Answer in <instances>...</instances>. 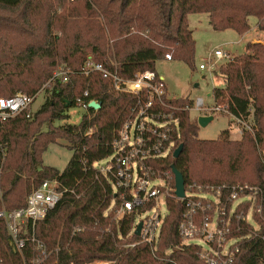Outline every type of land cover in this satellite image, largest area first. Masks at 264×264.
<instances>
[{"label": "trees", "instance_id": "1", "mask_svg": "<svg viewBox=\"0 0 264 264\" xmlns=\"http://www.w3.org/2000/svg\"><path fill=\"white\" fill-rule=\"evenodd\" d=\"M202 14L209 16L215 31L242 36L255 18L264 32V0H0V98L20 91L33 97L43 87L51 92L33 118L24 112L0 120V210L3 205L8 210L25 207L32 191L46 181L56 180L63 193L56 209L37 224V237L51 253L43 264H206L200 248L180 238L184 205L169 201L171 212L155 250L131 235L134 216L116 218L112 185L95 164L113 154L117 133L137 101L115 92L101 73L87 77L83 72L91 59L123 79H133L140 72H155L167 55L194 69L196 42L188 18ZM61 68L70 72L67 83L52 80ZM219 72L225 87L214 89L216 105L251 125L252 131L240 140H231L228 130L217 140H200L197 123L182 111L191 101L174 99L171 104L181 111L176 114V149L184 148L179 158L171 155L162 165L174 166L194 190L240 183L264 193V42H249L246 53ZM85 92V100L97 101L101 108L89 109L78 126L55 127ZM92 127L97 132L85 136ZM59 140L74 151L63 172L43 165L44 153ZM257 222L258 231L243 224L234 234L249 236L239 243L234 264H264V194L263 218ZM0 253L12 255L2 221Z\"/></svg>", "mask_w": 264, "mask_h": 264}, {"label": "built area", "instance_id": "2", "mask_svg": "<svg viewBox=\"0 0 264 264\" xmlns=\"http://www.w3.org/2000/svg\"><path fill=\"white\" fill-rule=\"evenodd\" d=\"M167 61H173L171 55ZM231 61L228 52L216 49L202 60L199 69L212 75L217 63ZM88 77L99 72L109 79L112 88L119 94L131 95L137 104L128 119L117 133L113 144V154L95 164L96 171L112 185L114 199L111 207L116 208L119 221L134 216L135 222L131 235H136L142 224L140 236L154 250L162 233L166 218L170 215L169 201L184 205L178 231L185 245H197L200 258L206 264H234L239 253V243L249 236L236 237L246 224L259 230L258 218H263V191L248 184L234 186H209L206 188L185 185V196H177L176 178L173 170L165 169L162 163L174 156L180 132V121L167 93L164 77L154 71L140 72L133 79H123L108 71L103 65L89 59L84 67ZM70 72L61 68L54 73L53 81L67 83ZM83 97L76 105L88 112L89 104ZM38 95L29 96L17 93L11 98H0V120L7 121L26 112L33 118L32 105ZM216 104V103H215ZM196 108L199 112L227 113L225 108L215 105L206 108L203 98L183 108L188 113ZM96 111V110H95ZM243 132L252 131V126L235 120ZM97 132L92 127L85 133L91 136ZM240 131V133H243ZM264 161V149L260 152ZM59 183L43 182L28 196L26 206L19 209L0 210V221L6 228L8 247L11 256L0 253V264H43L50 252L37 237V224L47 219L63 199L58 190ZM250 232V236L253 235ZM137 236V235H136ZM89 264H117L115 261H96Z\"/></svg>", "mask_w": 264, "mask_h": 264}, {"label": "rangeland", "instance_id": "3", "mask_svg": "<svg viewBox=\"0 0 264 264\" xmlns=\"http://www.w3.org/2000/svg\"><path fill=\"white\" fill-rule=\"evenodd\" d=\"M188 21L190 29L193 32V38L196 42L195 68L191 69L181 61L163 60L157 63L155 72L159 76L164 77L167 93L171 99H189L191 103H194L198 98H203L205 107L213 108L216 105L213 97L214 89L225 87L224 78L220 74L219 69L228 61L223 60L218 62L217 69L210 75L199 69L202 60L216 49H221L224 52L230 53L232 59L245 54L246 45L252 41L255 35L254 30L258 22L255 18H251L249 22L251 35L242 38L238 33L232 30L215 31L210 25L209 16L206 14L190 15ZM256 32H259L258 29ZM18 93L27 94L24 91ZM36 95H38V97L32 105L34 116L46 101L51 98V92L46 91L43 87ZM86 114L87 112L81 107H72L66 112L67 118L65 120H56L54 126H78ZM207 114V111L199 112L196 108L189 112L191 120L198 125V138L200 140H217L227 130L230 131L231 140L242 139L244 135L243 130L239 125L235 124L236 121L232 117L227 116L226 113H213L209 116H213L214 120L205 127L200 126L198 118L207 116ZM43 131H48V128L44 127ZM240 131L243 133H240ZM69 146L70 144L64 140H59L56 144H51L43 155V165L63 172L74 154V151ZM3 208L6 207L3 205L2 209ZM115 215H117V213H115Z\"/></svg>", "mask_w": 264, "mask_h": 264}, {"label": "water", "instance_id": "4", "mask_svg": "<svg viewBox=\"0 0 264 264\" xmlns=\"http://www.w3.org/2000/svg\"><path fill=\"white\" fill-rule=\"evenodd\" d=\"M90 108L93 110L98 111L101 108V103L97 101H92L89 104ZM214 120L213 116H201L198 118V123L200 126L205 127L207 126L210 122ZM184 148V145H180L174 152V158L177 159L179 158L180 154L182 153ZM171 169L173 170V173L176 178V189H177V196L180 198H183L185 196V181L182 176V174L174 167L172 166ZM142 224H140L137 228L136 235L140 236Z\"/></svg>", "mask_w": 264, "mask_h": 264}, {"label": "crops", "instance_id": "5", "mask_svg": "<svg viewBox=\"0 0 264 264\" xmlns=\"http://www.w3.org/2000/svg\"><path fill=\"white\" fill-rule=\"evenodd\" d=\"M257 25H258V23H257ZM257 25H256L255 30H254L255 35L251 41L252 43L264 42V40H262V39H264V32H260L259 30H258L259 32H256V30L258 29ZM248 35H251L250 31L247 34L242 35L241 37L246 38V37H248ZM258 38H261V39H258ZM235 124H237V123L235 122Z\"/></svg>", "mask_w": 264, "mask_h": 264}]
</instances>
